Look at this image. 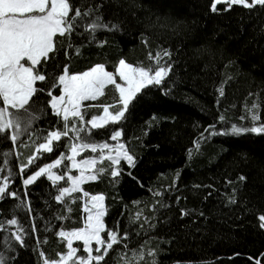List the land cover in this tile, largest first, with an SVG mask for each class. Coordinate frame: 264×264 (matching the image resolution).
Returning <instances> with one entry per match:
<instances>
[{
  "label": "trees",
  "instance_id": "obj_1",
  "mask_svg": "<svg viewBox=\"0 0 264 264\" xmlns=\"http://www.w3.org/2000/svg\"><path fill=\"white\" fill-rule=\"evenodd\" d=\"M72 3L82 11L101 5L96 14L119 23L121 30L97 32L95 40L83 28L71 38L58 36L57 51L46 65L49 74L59 73L64 65L70 74L97 64L114 71L121 58L148 67L154 63L149 53L155 56L158 50L170 49L175 62L168 78L171 91L165 95L158 88L143 90L120 123L100 129L88 125L89 139L97 144L112 143L111 134L122 131L118 141L134 157V166L121 162L116 166L121 169L118 177L106 171L83 183V191L66 196L64 202L55 197L66 180L54 184L43 176L25 187L23 179L38 170L36 165L52 163L62 153L68 156V145L78 143L69 138L72 133L55 142L54 151L44 153L36 165L19 172L43 137L60 127L46 104L47 93L33 97L38 103L30 132L16 144L0 137V153H10L7 167L14 176L9 190L16 191L25 205L16 208L20 201L10 197L0 202V220L15 218L24 230L23 245L9 238L4 250L9 264H44L45 257L55 260L64 254L66 245L58 233L83 226V192L105 196L106 227L127 232L128 245L142 246L146 261L152 259L147 253L153 250L157 264H255L264 256V229L258 220L264 214V134L210 135L206 129L247 126L251 121L245 107L257 97L264 102V8L234 5L225 11L224 5H218L220 11L212 12V0ZM221 86L223 96L218 91ZM84 104L97 105L88 109L87 118L100 116L103 106L118 105V93L108 86L104 96ZM260 115L264 122V103ZM109 163L102 161L96 168H107ZM0 167L5 168L0 175H7V167ZM58 167L56 172L65 175L68 160ZM15 231L16 226H11L2 235L7 238ZM118 259L113 253L109 264Z\"/></svg>",
  "mask_w": 264,
  "mask_h": 264
},
{
  "label": "snow or ice",
  "instance_id": "obj_2",
  "mask_svg": "<svg viewBox=\"0 0 264 264\" xmlns=\"http://www.w3.org/2000/svg\"><path fill=\"white\" fill-rule=\"evenodd\" d=\"M218 5H224L225 11L234 5L245 9H254L257 6L264 8V0H212L211 11H220ZM100 7L101 5H96L95 9L88 7L82 11L81 7H74L72 0H0V137L10 138L13 144H16L22 135L29 133L36 119L34 112L38 103L33 97L37 93H47L50 99L46 104L51 108L52 114L59 118L60 127L54 128L43 137L44 142L36 145L35 154L19 166V172L23 174L27 168L36 165V161L41 160L44 153L54 151L55 142H59L62 137H69L72 133L69 138L78 142L68 145L72 155L65 156L62 153L52 163L36 165L38 170L23 179L25 187L45 175L55 184L65 179V176L63 173H53L52 169L61 165L64 159L71 161L72 169H79V175L67 176L71 186L58 189L59 194L55 197L58 202H64L65 197H70L71 193L83 191V183L95 181L106 171H109L113 178L118 177L121 169L113 166H119L121 160L134 166V157L129 154L123 143L118 142L113 146L109 143L91 142L88 125H91V129H100L109 124L120 123L125 118L130 104L143 90L158 88L165 95L171 91L168 78L173 72L175 62L172 60L173 53L170 49L158 50L155 56L149 53V59L154 63H150L148 67L133 66L121 58L115 72L106 70L104 64H97L77 74H70L67 65H64L59 73L47 72L46 65L50 54L57 51L58 36L71 38L83 28L84 33L95 40L97 32L121 30L119 23L105 21L102 15L96 14ZM103 43L106 41L101 42V46ZM117 76L120 82H117ZM38 82L43 86L38 87ZM108 86H113L118 93L119 106H103L102 116L91 115L87 118L88 109L97 105H85L84 102L95 101L104 96ZM57 90L59 95L54 94ZM218 91L221 96L224 95L223 86ZM262 103L264 102L257 97L250 107H245L251 121L249 125L232 124L220 130L215 125H210L206 131H209L210 135L234 137L248 133L264 134V122H260ZM110 108L115 111H110ZM219 120L224 122L225 117L220 116ZM121 136L122 131L116 130L110 138L118 141ZM196 147L199 148V141L196 142ZM98 148L100 160L110 161L107 168H94L97 164L96 158L76 160L78 153L89 149L96 153ZM105 149L108 150L107 156L104 154ZM113 152L115 155H112ZM9 155L10 153H0V165L7 167L11 164L7 159ZM4 171L5 168L0 167V173ZM68 171L71 172V169ZM12 179L13 171L7 167V175H0V202L10 197L20 201L16 208H22L25 206L24 201L16 191L9 190ZM240 179L244 180L245 177L241 176ZM83 195L89 197L87 192H83ZM104 201L103 194L90 196L83 209L87 213L83 226L72 231L61 230L58 233L67 242L66 252L55 260L45 257L44 264H109L113 253L119 257L116 264H157L155 251H148L147 256L152 259L146 261L142 246L132 249L128 245L130 237L127 232L121 233L118 229L106 227L104 217L107 210ZM71 202H75L74 198ZM68 211L71 212L70 207ZM138 216L139 214L137 218ZM258 220L259 227L264 229V214H260ZM11 226H16L15 233L9 232L8 237H4L2 233L8 231ZM11 237L20 245L24 244V230L19 221L15 218L0 220V264H9L10 258L4 255V250L9 246ZM73 241L82 242V246L74 247ZM117 246H120L119 251ZM40 255L44 257L45 254L41 252ZM261 260H264V256L256 259L255 264H261Z\"/></svg>",
  "mask_w": 264,
  "mask_h": 264
},
{
  "label": "rangeland",
  "instance_id": "obj_3",
  "mask_svg": "<svg viewBox=\"0 0 264 264\" xmlns=\"http://www.w3.org/2000/svg\"><path fill=\"white\" fill-rule=\"evenodd\" d=\"M112 72H115V70L112 71ZM117 82H120L118 76H117ZM59 94H60V93H59ZM85 102H90V101H85ZM85 102H84V103H85ZM110 111H112L111 108H110ZM102 115H103V112H102V114H101L100 116H102ZM89 126L91 127V125H89ZM118 142H119V141H113L112 143H110V145H113V146H114V145H116ZM72 143H76V142L72 141ZM119 143H120V142H119ZM104 154H105V156H107V154H108V150H107V149L104 150ZM70 155H72V152H71V151L69 152V155H68V156H70ZM112 155H115V153L113 152ZM99 156H100V149H99V148H98V150H97L96 153H92L91 150L89 149V150H84V151L78 153L77 156H76V160H77V161H81V160H83V159H87V158H96V160H97V164H99V163L102 162V161L100 160ZM103 161H108V160H107V159H104ZM108 162H110V161H108ZM121 162L127 164V162L124 161V160H121ZM121 162H120V163H121ZM97 164H96V165H97ZM96 165L94 166V168H96ZM115 167H116V166H115ZM58 168H59V167L52 169V172L55 173V174H59V173L56 172V170H58ZM68 169H71V172L68 171L67 173H65V175H64V176H65V179H63V180H66V182H67L66 187H70V186H71L70 182L67 180V176H68V175H70V174H71V175H79V169H72V162L69 161V160H68ZM93 170H94V169H93ZM86 174H87V173H86ZM44 177L47 178L46 175H45ZM63 180L58 181V182H56V183L62 182ZM87 182H88V181H87ZM81 186H82V185H81ZM71 194H72V193H71ZM83 196H84V195H83ZM89 198H90V196H89V197H84V198H83V209H84V206H85L86 201H87ZM83 212H84V211H83ZM84 215H85V217H86L87 213L84 212ZM71 231H72V230H71ZM58 236H59V235H58ZM59 237H60V236H59ZM60 238H61V237H60ZM64 242H65L66 250H67V242H66V240H64ZM79 244L82 246V242H79V241H73V246H74V247H78ZM93 247H95V245H93Z\"/></svg>",
  "mask_w": 264,
  "mask_h": 264
}]
</instances>
